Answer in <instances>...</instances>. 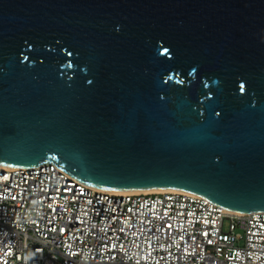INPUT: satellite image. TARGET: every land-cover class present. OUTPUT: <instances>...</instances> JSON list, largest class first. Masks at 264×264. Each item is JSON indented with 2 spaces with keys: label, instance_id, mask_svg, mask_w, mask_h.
Instances as JSON below:
<instances>
[{
  "label": "water",
  "instance_id": "95a60500",
  "mask_svg": "<svg viewBox=\"0 0 264 264\" xmlns=\"http://www.w3.org/2000/svg\"><path fill=\"white\" fill-rule=\"evenodd\" d=\"M264 212V0H0V166Z\"/></svg>",
  "mask_w": 264,
  "mask_h": 264
},
{
  "label": "built area",
  "instance_id": "2783aa9c",
  "mask_svg": "<svg viewBox=\"0 0 264 264\" xmlns=\"http://www.w3.org/2000/svg\"><path fill=\"white\" fill-rule=\"evenodd\" d=\"M0 264H264V212L101 192L49 163L0 166Z\"/></svg>",
  "mask_w": 264,
  "mask_h": 264
},
{
  "label": "bare ground",
  "instance_id": "6f19581e",
  "mask_svg": "<svg viewBox=\"0 0 264 264\" xmlns=\"http://www.w3.org/2000/svg\"><path fill=\"white\" fill-rule=\"evenodd\" d=\"M95 190H98V191H101V192L112 193V194H128V193H132V194H149V193H160V192H166V191L179 192V191H175V190H165V189H147V190H138V191H113V190H99V189H95ZM226 212L234 213V212H230V211H226ZM235 214H239V213H235Z\"/></svg>",
  "mask_w": 264,
  "mask_h": 264
}]
</instances>
